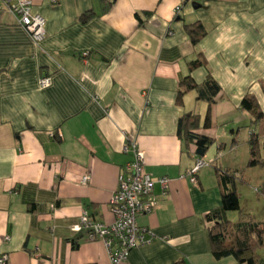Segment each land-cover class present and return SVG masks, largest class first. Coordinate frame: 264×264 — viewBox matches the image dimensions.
Instances as JSON below:
<instances>
[{"label":"crops","instance_id":"0c3cea01","mask_svg":"<svg viewBox=\"0 0 264 264\" xmlns=\"http://www.w3.org/2000/svg\"><path fill=\"white\" fill-rule=\"evenodd\" d=\"M33 11L46 20L39 44L0 12V254L9 264H113L103 239L73 227L85 211L114 221L110 200L135 141L157 198L137 221L155 239L119 264H236L213 255L206 215L221 206L217 168L252 177L238 158L246 147L247 167L253 129L241 101L253 93L264 112V0H33ZM196 21L207 33L193 44L185 25ZM197 59L206 63L191 69ZM208 75L221 86L213 104L197 90L178 100L185 77ZM44 76L52 83L41 88ZM186 113L215 141L196 184V146L179 134Z\"/></svg>","mask_w":264,"mask_h":264},{"label":"trees","instance_id":"16d2710c","mask_svg":"<svg viewBox=\"0 0 264 264\" xmlns=\"http://www.w3.org/2000/svg\"><path fill=\"white\" fill-rule=\"evenodd\" d=\"M92 15L93 12H86L81 19L87 21ZM185 29L193 44H197L207 33L204 25L199 21L186 24ZM205 63L204 59L192 61L191 69ZM262 89L264 92V79L262 80ZM190 90H197L198 98L207 100L211 105L221 91V86L211 75H208L200 84L192 76H187L181 81L178 100L180 101L184 94ZM241 107L252 115L250 126L253 129L250 130L248 140L250 158L247 167H264V157L262 156L264 112L253 93H247L242 98ZM199 119L200 115L198 114H184L179 119V134L193 142L196 146V154L203 157L215 141L212 137L194 131L199 126ZM203 126L206 128L211 126L210 109ZM217 175L221 187V206L206 215V220L210 224L209 239L213 255L216 258L232 256L236 259V264H264V256L260 253V251H264V220L259 221L254 215L243 211L237 186L239 176L221 168H217ZM241 180L245 181L244 177ZM258 192L264 197V181ZM229 211L239 212L238 221H231L227 217Z\"/></svg>","mask_w":264,"mask_h":264},{"label":"built area","instance_id":"2783aa9c","mask_svg":"<svg viewBox=\"0 0 264 264\" xmlns=\"http://www.w3.org/2000/svg\"><path fill=\"white\" fill-rule=\"evenodd\" d=\"M4 10L15 16L35 44L45 39L46 20L43 15L33 11V0H0V12ZM87 55L88 52H84V56ZM51 83L50 76L39 79L41 88H46ZM125 150L133 153V159L119 174L117 188L110 200L111 210L115 215L114 221L110 224L96 222L85 211L73 227V230L77 232L86 231L91 240L103 239L113 264L126 261L133 248L155 239L154 233L146 227L139 226L137 221L140 215L151 213L156 207L157 198L153 193L155 179L145 169V154L137 142H132L125 147ZM207 165L209 163L204 157H197L195 165L187 172L192 183L198 182L199 171ZM157 180L164 188H167L169 178L161 177ZM81 182L87 184L89 175H84ZM0 264H9L7 253L0 254Z\"/></svg>","mask_w":264,"mask_h":264},{"label":"rangeland","instance_id":"374dc122","mask_svg":"<svg viewBox=\"0 0 264 264\" xmlns=\"http://www.w3.org/2000/svg\"><path fill=\"white\" fill-rule=\"evenodd\" d=\"M218 130L222 127V125L219 123L217 125ZM230 144V143H229ZM228 154V153H227ZM226 154V155H227ZM247 149L244 146H241L239 149V162L240 166H242V169H246L248 172L250 171V174L252 177H249L246 174L242 172L240 169V175L238 180V192L240 194V201H241V207L244 212L252 214L255 216V218L259 221L264 220V197L258 192V189L261 187V181H262V174L264 173V168L257 167V168H247L245 167L246 162V156H247ZM234 155V153H233ZM233 155L229 153V155L225 156L224 162L230 163L232 161ZM210 156L207 157L206 162L209 163V165L205 167H209L212 165L210 161H208ZM251 169V170H250ZM244 177L245 181H242L241 178ZM239 212L238 211H229L227 213V217L231 221H238L239 219ZM260 253L264 256V251H260Z\"/></svg>","mask_w":264,"mask_h":264}]
</instances>
